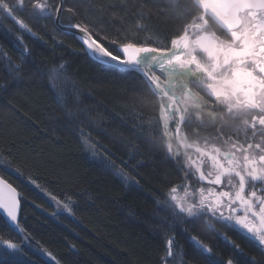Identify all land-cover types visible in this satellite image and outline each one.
<instances>
[{
    "label": "snow or ice",
    "instance_id": "1",
    "mask_svg": "<svg viewBox=\"0 0 264 264\" xmlns=\"http://www.w3.org/2000/svg\"><path fill=\"white\" fill-rule=\"evenodd\" d=\"M65 2L32 0L30 7L38 16L51 17L61 24L67 20L66 26L75 30V38L93 63L106 72H116L135 82L134 89H141L138 94L134 93L139 102L146 106L159 102L158 119L151 118L145 123L158 132L154 139L163 142L166 156L180 166L185 181L167 189L165 207H159L162 202L156 200L158 208L153 228L163 241L160 264H261L226 232L222 239L230 246L232 254L224 258L198 235L190 233L187 226L203 221L207 229L219 231V224L245 239L264 257V0H191V10L195 14L184 25L182 33L171 39L170 47L142 42L127 34L122 36L120 28L112 38L100 35L87 21L75 22L76 7L65 6ZM120 5L125 18L129 13L133 17L137 32L147 29L144 22L149 19L147 0H120ZM23 7L24 0H16L15 4L0 0V16L6 13L20 28L35 36L33 28L16 15ZM90 7L103 13L115 5L93 4ZM65 12L72 16L65 17ZM210 22L226 30V37L212 31ZM16 38L23 43L22 36ZM105 39L108 44L104 43ZM23 52L30 55L26 45ZM0 58L6 61L10 77L18 78L24 73L25 56L20 63H13L11 57L0 50ZM44 71L57 103L65 109L67 125H82V115L94 122L90 113L79 108L82 101L75 87L69 90L66 62L46 66ZM205 113L209 121L217 116L223 119V114L240 120L244 125L243 142L228 136L225 142L231 145L233 150L230 151H222L207 137L203 147L198 141L189 142L185 129L192 127L196 131L199 124L205 122ZM142 130H145L143 125ZM221 135L218 133L214 139L220 140ZM80 137L93 158L114 169L125 182L134 180L125 171L127 162L124 167L118 166L113 154L106 149L102 152L103 146L91 139V134L83 127H80ZM174 139L180 147L198 153L197 158L193 160L185 152V160L181 161L179 150L173 147ZM10 151L0 152V225L6 229V232L0 230V264H36L29 251L33 236L23 216V206L29 200L31 189L55 205L49 215L61 222L64 213L76 216L77 200L71 193L59 197L31 172L26 173ZM205 157L214 173L202 170ZM191 167L195 172L188 171ZM9 172H14L20 183L12 180ZM193 175H198L201 182L215 186L223 184L224 188L191 187L187 181ZM134 182L139 184V180ZM32 203L48 211L36 202L34 195ZM177 229L188 233L193 247L192 258L180 246L177 237L181 233ZM69 247L75 256L78 253L76 245ZM36 251L47 257L41 264L51 261L76 264L74 259L58 258L43 245Z\"/></svg>",
    "mask_w": 264,
    "mask_h": 264
},
{
    "label": "trees",
    "instance_id": "2",
    "mask_svg": "<svg viewBox=\"0 0 264 264\" xmlns=\"http://www.w3.org/2000/svg\"><path fill=\"white\" fill-rule=\"evenodd\" d=\"M9 3L15 4L16 0ZM31 3L32 0H24L25 7L17 10L16 15L33 28L35 36L20 28L14 19L0 17V50L13 63H20L25 56L26 65L24 73L13 78L7 72L6 61L0 58V84L4 85L0 87V152L11 150L10 155L26 173L31 172L61 198L71 193L77 205L75 217L62 216V222L57 221L49 215L50 205L43 194L32 188L23 206L24 223L33 236L30 244L37 248L43 245L58 258L74 259L76 264H160L163 241L153 228L156 200L162 202L159 207H165L167 189L179 184L182 173L166 156L163 142L154 139L158 132L145 123L151 118L158 119L159 102L151 106L139 102L135 94L141 89H134V81L116 72H106L93 63L74 34L58 29L53 18L38 16ZM147 3L149 19L144 21L147 29L140 32L136 31L130 13L125 18L120 0H66L65 6H75L77 14L73 20L87 21L100 35L112 38L120 28L122 36L127 34L142 42L170 47L171 39L182 33L195 14L191 0H147ZM93 4L115 7L101 13L90 7ZM63 15L72 16L66 12ZM210 23L212 31L226 36ZM61 25L66 26L67 20ZM93 35L99 40L96 31ZM17 36L23 37V43ZM108 42L104 40L105 44ZM25 45L30 55L24 54ZM60 62H66L69 90L74 86L79 93L82 101L79 108L90 113L94 122L83 115L82 125L69 127L65 122V109L57 103L44 71L46 66ZM80 127L103 146L102 152L106 149L113 154L118 166L124 167L127 162L125 171L139 184L134 180L126 183L114 169L93 158L81 141ZM9 175L20 183L14 172ZM33 195L48 211L35 207ZM187 227L222 257L232 254L231 248L202 227ZM0 230L6 232L3 225ZM179 232V244L192 258L188 233ZM228 234L250 257L255 256L264 264V258L245 239L232 231ZM72 244L78 249L75 256L69 247ZM30 252L36 264H41L44 258Z\"/></svg>",
    "mask_w": 264,
    "mask_h": 264
},
{
    "label": "flooded vegetation",
    "instance_id": "3",
    "mask_svg": "<svg viewBox=\"0 0 264 264\" xmlns=\"http://www.w3.org/2000/svg\"><path fill=\"white\" fill-rule=\"evenodd\" d=\"M197 130H198V133H196L195 135H191L187 128L185 129V132L188 135L189 142L198 141L201 147L204 146V138L205 137L209 138V141L211 143H215L218 147H220L222 151L233 150L231 148V145L229 143L225 142V140L228 136H231L234 140L239 139V141H241V142H243V140H244V125L242 124V122L240 120H238V119L233 120L230 116H224L223 115V123L222 124L218 123V117H216V119L214 121L207 120L203 124H199ZM218 133L222 134L221 139L215 140L214 137H216ZM175 144L182 151V155H181L182 161L185 160V152H187V154L189 156H191L193 160H195L197 158V156L199 155L198 153H196L191 148L185 149L183 147H180V145L176 142V140H175ZM237 155H239V153H237ZM204 160H205V163L202 166V170L205 172L213 171V173H214V170L211 168V164H210V162L207 161L206 157L204 158ZM188 171L195 172V168L191 167L188 169ZM226 179L227 178H225V180ZM183 183H185L184 176L182 177V174H181V179H180L179 184H183ZM187 183L191 187H195V188H199L201 186H203L205 189L215 188V189L219 190V189L224 188L223 184L220 186H215V185H209V184H207V182H201L198 180V175L190 176ZM197 196H198V193H197ZM189 199H191V197H189ZM188 226H190V227L196 226V228L202 227L203 230L208 231L209 233L215 235L218 238V240H220L221 242H223L224 244H226L230 248V246L222 239V236L225 232L229 236L228 232L230 230H227V229L220 227L219 224L217 225V228L219 229V231H213V230L207 229L205 227V225L203 224V221L198 222L196 225H188ZM186 239L189 241L188 237ZM189 243H190V241H189Z\"/></svg>",
    "mask_w": 264,
    "mask_h": 264
},
{
    "label": "rangeland",
    "instance_id": "4",
    "mask_svg": "<svg viewBox=\"0 0 264 264\" xmlns=\"http://www.w3.org/2000/svg\"><path fill=\"white\" fill-rule=\"evenodd\" d=\"M3 15L8 16L6 13L3 14ZM0 17H1V16H0ZM8 17H9V16H8ZM10 18H11V17H10ZM11 19H12V18H11ZM17 25H19V24H17ZM225 37H226V36H225ZM193 90L195 91L196 88L194 87ZM223 115H224V116H229V115H227V114H223ZM217 117H219V116H217ZM207 120H208V118H207V114L205 113V122H206ZM226 122H227V121H226ZM194 123L197 124L198 122H194ZM187 129L189 130V132H190L191 135H195L196 133H198V130L194 131L192 127H188ZM172 143H173L174 150H175V149H178L179 152H180V154L182 155V151H181V149L175 144V139L172 141ZM181 155H180L179 159L182 161ZM174 163H175L176 166L180 169V166H179L175 161H174ZM180 171H181V170H180ZM181 173H182V177H183V172L181 171ZM124 181H125V180H124ZM126 183H127V182H126ZM178 185H180V184H178ZM179 194H180V195H183V192L180 191ZM46 199H47V202H48L49 205H50V209H51V211L54 210L55 205H54V204H53V203H52L47 197H46ZM164 200H165V201L167 200V196H166V195H165V197H164ZM63 216H67V217L72 218V216H69L67 213H64ZM51 218H53V217L51 216ZM179 231H181V230L179 229L178 232H179ZM36 249H38L36 246L30 244V247H29V250H30V251H34L35 253L39 254L42 258L47 259V257H44V256H43V253L36 251ZM50 263H51V264H55L54 261H51Z\"/></svg>",
    "mask_w": 264,
    "mask_h": 264
},
{
    "label": "water",
    "instance_id": "5",
    "mask_svg": "<svg viewBox=\"0 0 264 264\" xmlns=\"http://www.w3.org/2000/svg\"><path fill=\"white\" fill-rule=\"evenodd\" d=\"M54 23H55V25L58 27V29H60L61 31H64V32H67V33H71V34H74V35H75V30L70 29V28H68V27L65 26V25H61V24L59 23L58 20H54ZM212 23L215 24L219 29H221V30H223V31L226 32V30L222 29V28H221L219 25H217L216 23H214V22H212ZM176 142L178 143L177 140H176Z\"/></svg>",
    "mask_w": 264,
    "mask_h": 264
},
{
    "label": "bare ground",
    "instance_id": "6",
    "mask_svg": "<svg viewBox=\"0 0 264 264\" xmlns=\"http://www.w3.org/2000/svg\"><path fill=\"white\" fill-rule=\"evenodd\" d=\"M218 123H219V124H222V123H223V119H221L220 117H218ZM43 199H44V201L49 205V203L47 202V199H46L45 196H43Z\"/></svg>",
    "mask_w": 264,
    "mask_h": 264
}]
</instances>
